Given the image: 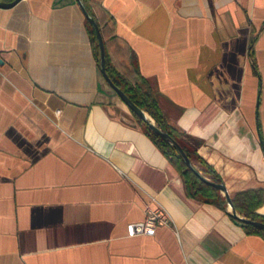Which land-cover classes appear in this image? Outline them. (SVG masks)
<instances>
[{
	"label": "crops",
	"instance_id": "crops-1",
	"mask_svg": "<svg viewBox=\"0 0 264 264\" xmlns=\"http://www.w3.org/2000/svg\"><path fill=\"white\" fill-rule=\"evenodd\" d=\"M81 2L106 64L149 84L230 197L262 189L264 215V0ZM91 28L77 0L0 7V264H264L226 198L186 193ZM157 208L167 222L129 232Z\"/></svg>",
	"mask_w": 264,
	"mask_h": 264
},
{
	"label": "trees",
	"instance_id": "trees-1",
	"mask_svg": "<svg viewBox=\"0 0 264 264\" xmlns=\"http://www.w3.org/2000/svg\"><path fill=\"white\" fill-rule=\"evenodd\" d=\"M91 33L94 42L95 55L97 61L99 62V47L97 44V38L92 28ZM106 71L114 83L118 85L139 108L146 111L160 129L168 133L169 136L182 147L183 151L190 159L193 167L197 169L202 176L209 179L210 181L222 183L220 176L202 157L197 154L196 148L199 145V142L192 137L181 133L167 121L158 105L153 90L149 84L144 81V79L129 81L126 77H124L116 69L111 68L108 64H106ZM134 115L138 119V122L143 124L146 134L152 139V141L176 169L183 181L185 191L189 196L196 197L209 203H217L219 200L225 198L223 195H221L219 189L204 181L200 175H198L185 163L182 155L177 150L175 145H173L166 138H163L155 133L143 119L138 117L136 114ZM193 163L197 164L198 167H196ZM230 198L235 211L239 213L241 217L261 221L264 223V215H261L256 211L263 201L262 189L256 188L238 191ZM237 221H239L246 232H256L264 236V229L257 228L250 223H245L238 219Z\"/></svg>",
	"mask_w": 264,
	"mask_h": 264
},
{
	"label": "water",
	"instance_id": "water-1",
	"mask_svg": "<svg viewBox=\"0 0 264 264\" xmlns=\"http://www.w3.org/2000/svg\"><path fill=\"white\" fill-rule=\"evenodd\" d=\"M18 1L20 0H12L10 2H1L0 1V7H10L13 6L14 4H16ZM82 12L84 13L85 17L88 19V21L91 23L96 38H97V43H98V47H99V53H100V71L103 75V77L106 79V81L108 82V84L114 89V91L117 93V95L120 97V99L129 107V109L136 114L138 117H140L141 119H143L148 125L149 127L158 135H160L163 138H166L167 140H169L173 145L176 146L177 150L180 152V154L182 155L185 163L191 167L198 175H200V177L206 181L207 183L211 184L212 186L216 187L217 189H219L225 196L227 203L229 204L230 208H231V213L233 215V217H235L236 219L245 222V223H250L253 226L260 228V229H264V223L261 221H257V220H251V219H246L241 217L240 215H238L232 205L231 202V198L230 195L228 194L226 187L224 186L223 183H218V182H213L210 181L209 179L205 178L204 176H202L200 174V172L195 169L193 167V165L190 162V159L188 158V156L185 154V152L183 151L182 147L175 141L173 140L168 133H166L165 131H163L162 129H160L154 122V120L152 119V117L144 110H142L141 108H139L129 97L128 95L118 86L114 83V81L112 80V78L108 75L107 71H106V55H105V47H104V42H103V38L100 32V29L94 19V17H92V15H90V13L87 11V9L85 8V6L83 5V3L81 2V0H77Z\"/></svg>",
	"mask_w": 264,
	"mask_h": 264
},
{
	"label": "built area",
	"instance_id": "built-area-1",
	"mask_svg": "<svg viewBox=\"0 0 264 264\" xmlns=\"http://www.w3.org/2000/svg\"><path fill=\"white\" fill-rule=\"evenodd\" d=\"M168 215L162 208L149 210L145 220L140 222L131 223L129 225V232L131 234L138 233H153L159 222H167Z\"/></svg>",
	"mask_w": 264,
	"mask_h": 264
}]
</instances>
